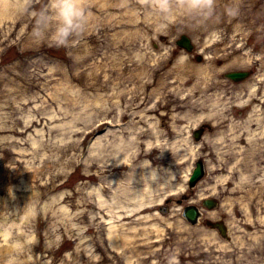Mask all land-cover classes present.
I'll return each instance as SVG.
<instances>
[{"label":"rangeland","instance_id":"1","mask_svg":"<svg viewBox=\"0 0 264 264\" xmlns=\"http://www.w3.org/2000/svg\"><path fill=\"white\" fill-rule=\"evenodd\" d=\"M83 6L85 33L57 48L33 39L41 11L54 27L52 0L0 5V264H264V187L245 194L264 184V0H217L210 19L138 0ZM181 34L191 52L175 44ZM232 70L251 75L235 82ZM204 98L215 114L181 117L180 103ZM250 141L262 153L247 155ZM197 159L204 175L190 187ZM189 204L195 225L182 216ZM111 228L131 245L113 243Z\"/></svg>","mask_w":264,"mask_h":264},{"label":"clouds","instance_id":"2","mask_svg":"<svg viewBox=\"0 0 264 264\" xmlns=\"http://www.w3.org/2000/svg\"><path fill=\"white\" fill-rule=\"evenodd\" d=\"M144 8L155 9L161 15H169L174 5L189 14H200L209 19L215 15L217 0H138ZM241 3H235L226 9L227 17L235 19L241 14ZM26 11H28L26 9ZM53 24L47 9L39 13L37 27L33 30V39L37 44L51 43L57 48H67L78 36H83L89 23L90 12L83 6V0H52ZM170 264H180L179 256L174 255Z\"/></svg>","mask_w":264,"mask_h":264},{"label":"bare ground","instance_id":"3","mask_svg":"<svg viewBox=\"0 0 264 264\" xmlns=\"http://www.w3.org/2000/svg\"><path fill=\"white\" fill-rule=\"evenodd\" d=\"M15 3H17V0H0V5H5L6 7L7 6H13ZM146 17V16H145ZM149 17L147 16L146 17V19H148ZM186 65H185V63L184 62H180L179 64H178V66H177V68H178V70L180 71V73H179V75H181V77H179V79H186L188 76H186V75H188V73H189V71L188 70H186V71H184V67H185ZM139 69H140V72H141V74L143 73V67L141 66V64H140V67H139ZM194 70L197 72V75H198V78L200 79L201 77H203V76H205L204 75V72H203V70H202V68H198V67H196V68H194ZM131 79V78H130ZM130 81V80H129ZM182 83V82H181ZM196 86H198V84H196ZM195 86V87H196ZM175 90L177 91V92H179L181 89H179V87L178 86H175ZM194 90V86H192L189 90H188V92L189 93H191L192 91ZM257 90V89H256ZM251 92H252V94H254V96L256 95L255 93H257V91H255L254 89H252L251 88V90H250ZM250 95V94H249ZM237 96V95H236ZM251 96V95H250ZM186 104L188 105V103L186 102ZM187 105H183V104H179L178 106L179 107H182V108H185V110H183V111H181L179 114L181 115V117L182 118H185L187 121H190V122H192V123H195L197 120L199 121L201 118H203V117H205V116H212L213 114H215V113H213L212 112V109H214V105H215V103L214 102H211V103H209V104H207V98H204V99H202L199 103H194V102H191L189 105H188V108H187ZM217 105V104H216ZM216 105H215V107H216ZM190 107V108H189ZM198 107H199V109H198ZM198 110V112H196ZM205 113V114H204ZM138 128V127H137ZM261 130H262V128H261ZM156 137H158L157 135H155ZM248 139L249 138H251V134H249L248 135V137H247ZM221 139H223V135L221 136ZM124 145H126V144H124ZM262 145H260V144H257V143H255L254 141H250V147H249V149L248 150H246V152H247V155H248V153L249 154H251L252 156H255V155H257L258 154V152L260 153H262ZM191 149V148H190ZM194 149V148H193ZM251 152V153H250ZM252 156H251V158H252ZM239 165V164H238ZM256 169V167L254 168V166L251 168V170H255ZM231 173L233 172V169L231 168ZM231 176V175H230ZM230 176H229V178H230ZM153 180H157V178H154ZM156 182V181H155ZM252 182H251V180H249L248 182H247V184H250V185H252L251 184ZM262 187H264V184H261V185H258L257 187H256V189L255 190H252L251 192L248 190V191H245V194H253V195H256L259 199H260V197L261 196H263V188ZM150 190V189H149ZM112 227L114 228V226L112 225ZM113 228H111V230H113ZM0 232H1V235H3V234H5L7 231L6 230H4V229H1L0 228ZM110 239H111V241L113 242V243H115V242H117V241H119L120 242V244H122V245H127V246H129V245H131V242L129 241V239L127 238V236H125V234H121V233H115V230H113L112 232H111V234H110ZM6 248V247H5ZM5 248H4V250H5ZM132 249H135L133 246H132ZM10 250H12V245H10V247L9 248H7V251H10ZM137 249H135V251H136Z\"/></svg>","mask_w":264,"mask_h":264},{"label":"water","instance_id":"4","mask_svg":"<svg viewBox=\"0 0 264 264\" xmlns=\"http://www.w3.org/2000/svg\"><path fill=\"white\" fill-rule=\"evenodd\" d=\"M179 46L184 47L187 51H191L193 45L190 39L186 35H181L180 39L176 41ZM199 60L200 57H197ZM248 75L247 72L244 71H233L226 74L227 77L231 78L234 81H239L244 79ZM200 132V130H198ZM196 138H198V132L194 134ZM203 175V167L201 162H197L196 167L193 169L190 177H189V186H193L196 181H198ZM203 205L207 208H213L216 206V202L213 199H204ZM182 215L190 224H196L198 220V216L200 215L197 207L195 205H187L183 208ZM206 224L211 228H216L219 233L226 237V227L222 222L218 221H210L207 220Z\"/></svg>","mask_w":264,"mask_h":264},{"label":"flooded vegetation","instance_id":"5","mask_svg":"<svg viewBox=\"0 0 264 264\" xmlns=\"http://www.w3.org/2000/svg\"><path fill=\"white\" fill-rule=\"evenodd\" d=\"M222 123H223V121H222ZM202 128V130L199 132V135H203L204 133H205V131H207L206 129H208L209 130V128H210V126L209 125H207L206 123L201 127ZM229 134H231V133H226V132H220V137L223 135V139H225L226 138V136H230ZM237 141H238V139L239 138H235ZM263 150H264V147L262 148ZM230 166H228V168H229ZM234 171H238V169H236V167H234V168H232ZM229 170H231V169H229ZM232 171V170H231Z\"/></svg>","mask_w":264,"mask_h":264}]
</instances>
